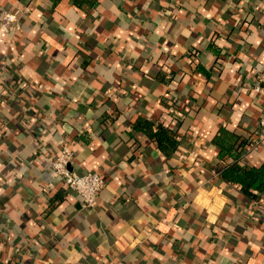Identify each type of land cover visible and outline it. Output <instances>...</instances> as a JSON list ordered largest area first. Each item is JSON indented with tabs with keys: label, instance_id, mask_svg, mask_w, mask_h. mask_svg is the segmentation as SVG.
Instances as JSON below:
<instances>
[{
	"label": "crops",
	"instance_id": "0c3cea01",
	"mask_svg": "<svg viewBox=\"0 0 264 264\" xmlns=\"http://www.w3.org/2000/svg\"><path fill=\"white\" fill-rule=\"evenodd\" d=\"M260 72L264 0H0V264H264V197L216 143L264 162ZM64 145L106 180L94 207L53 173Z\"/></svg>",
	"mask_w": 264,
	"mask_h": 264
},
{
	"label": "trees",
	"instance_id": "16d2710c",
	"mask_svg": "<svg viewBox=\"0 0 264 264\" xmlns=\"http://www.w3.org/2000/svg\"><path fill=\"white\" fill-rule=\"evenodd\" d=\"M264 98V97H263ZM178 105L180 101L178 100ZM140 122V118L138 120ZM160 148L164 145L176 148L179 140L177 134L166 126L158 128L150 133ZM239 137L227 127H222L220 134L216 138V143L220 147V156L225 160V164H218L217 170L220 177L226 181L236 184L242 192L248 197H264V162L259 166L244 163L240 159ZM242 143L244 140L241 138ZM241 144V143H240ZM248 144L247 142L245 143ZM251 142L247 146H251Z\"/></svg>",
	"mask_w": 264,
	"mask_h": 264
},
{
	"label": "built area",
	"instance_id": "2783aa9c",
	"mask_svg": "<svg viewBox=\"0 0 264 264\" xmlns=\"http://www.w3.org/2000/svg\"><path fill=\"white\" fill-rule=\"evenodd\" d=\"M16 20L14 13H5L3 21L9 23ZM4 23V24H5ZM253 89L264 97V73H258L257 83ZM258 138L251 146L252 150L260 147L264 140V115L260 118ZM74 151L68 145H64L62 150L52 159L51 165L55 176L60 177L64 183L80 195L82 203L86 207H94L97 204L99 194L106 185V180L96 171L79 173L71 168L74 161Z\"/></svg>",
	"mask_w": 264,
	"mask_h": 264
}]
</instances>
